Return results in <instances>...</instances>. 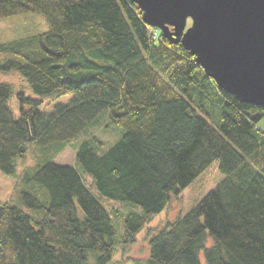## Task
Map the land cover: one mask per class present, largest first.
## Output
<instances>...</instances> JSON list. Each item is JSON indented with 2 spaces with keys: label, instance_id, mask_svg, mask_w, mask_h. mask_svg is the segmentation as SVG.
Here are the masks:
<instances>
[{
  "label": "trees",
  "instance_id": "obj_1",
  "mask_svg": "<svg viewBox=\"0 0 264 264\" xmlns=\"http://www.w3.org/2000/svg\"><path fill=\"white\" fill-rule=\"evenodd\" d=\"M25 14L48 29L0 40L5 70L37 95L0 81V171L86 136L75 167L38 162L20 174L28 190L0 199V264H107L214 162L224 177L131 264H264V109L220 89L132 0H0V18ZM101 130L120 135L105 146Z\"/></svg>",
  "mask_w": 264,
  "mask_h": 264
},
{
  "label": "water",
  "instance_id": "obj_2",
  "mask_svg": "<svg viewBox=\"0 0 264 264\" xmlns=\"http://www.w3.org/2000/svg\"><path fill=\"white\" fill-rule=\"evenodd\" d=\"M132 1L143 22L180 43L220 89L264 109V0Z\"/></svg>",
  "mask_w": 264,
  "mask_h": 264
},
{
  "label": "rangeland",
  "instance_id": "obj_3",
  "mask_svg": "<svg viewBox=\"0 0 264 264\" xmlns=\"http://www.w3.org/2000/svg\"><path fill=\"white\" fill-rule=\"evenodd\" d=\"M48 29V24L42 15L25 14L13 16L9 18H0V40L6 42L12 39L20 38L25 34L43 32ZM9 55L0 53V81L11 82L17 89H24L26 93L32 97H37L30 88L21 79V76L14 71L5 70L6 60ZM71 94H66L53 101L44 102L41 108L50 111L56 104H66ZM9 105L15 115L19 114V105L15 95L9 99ZM259 126L264 127V120L259 123ZM99 136L105 141V146L112 144L118 137L119 133L115 131L101 130L98 131ZM119 134V135H118ZM86 136V133L81 134L75 140L70 142L61 152L53 155V151L41 150L37 145L29 147L26 155L16 160L17 169L14 175L5 174L0 171V199L3 202L14 201L16 194L21 191L28 190L31 183L24 182L21 178V173L24 170H31L38 162L51 160L56 164L72 165L73 154L79 142ZM74 166V165H72ZM75 167V166H74ZM78 170H81L76 166ZM89 178L88 176H86ZM224 177V174L218 168V163H212L202 174H200L189 186L183 189L175 198H171L165 210L155 216L146 229L140 232L132 244L118 247L117 253L107 264H131L134 260L145 258L149 250V234L152 230L162 225L167 220H173L188 208L199 198L213 190L216 184ZM107 205L121 208L120 204L109 203Z\"/></svg>",
  "mask_w": 264,
  "mask_h": 264
},
{
  "label": "built area",
  "instance_id": "obj_4",
  "mask_svg": "<svg viewBox=\"0 0 264 264\" xmlns=\"http://www.w3.org/2000/svg\"><path fill=\"white\" fill-rule=\"evenodd\" d=\"M156 34V32H154V35Z\"/></svg>",
  "mask_w": 264,
  "mask_h": 264
}]
</instances>
